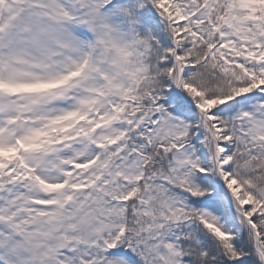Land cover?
Listing matches in <instances>:
<instances>
[{"label": "snow or ice", "instance_id": "1", "mask_svg": "<svg viewBox=\"0 0 264 264\" xmlns=\"http://www.w3.org/2000/svg\"><path fill=\"white\" fill-rule=\"evenodd\" d=\"M0 264H264V0H0Z\"/></svg>", "mask_w": 264, "mask_h": 264}]
</instances>
